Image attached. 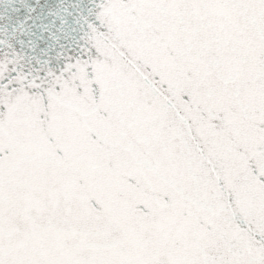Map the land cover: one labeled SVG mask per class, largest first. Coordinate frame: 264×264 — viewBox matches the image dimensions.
I'll return each instance as SVG.
<instances>
[{
    "label": "snow or ice",
    "instance_id": "snow-or-ice-1",
    "mask_svg": "<svg viewBox=\"0 0 264 264\" xmlns=\"http://www.w3.org/2000/svg\"><path fill=\"white\" fill-rule=\"evenodd\" d=\"M0 264H264V0H0Z\"/></svg>",
    "mask_w": 264,
    "mask_h": 264
}]
</instances>
